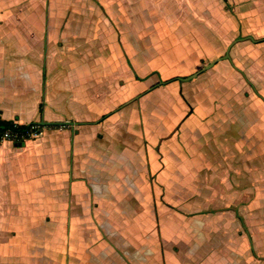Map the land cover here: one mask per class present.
I'll use <instances>...</instances> for the list:
<instances>
[{"label": "crops", "instance_id": "crops-1", "mask_svg": "<svg viewBox=\"0 0 264 264\" xmlns=\"http://www.w3.org/2000/svg\"><path fill=\"white\" fill-rule=\"evenodd\" d=\"M165 1L173 0H0V118L18 126L76 122L41 126L25 141L0 140V264H264L262 60L247 65L261 90L229 56L191 79L150 87L158 74L145 62L156 53L145 44L177 36L172 23L148 18L165 10ZM131 10L139 11L140 26L156 28L152 35L132 40L125 24ZM104 23L113 54L97 50ZM261 27L264 0H222V52L228 47L241 60L247 51L260 53ZM132 41L133 56L120 47ZM206 71L212 80L203 91L188 86L196 97L204 93L192 101L186 81ZM174 80L181 82L179 102L207 109L204 135L214 133L218 146L210 156L199 146L204 165L180 143L178 163L164 164L157 149L166 138H148L141 110L121 112ZM244 124L251 126L245 145ZM138 171L145 186L134 178Z\"/></svg>", "mask_w": 264, "mask_h": 264}, {"label": "rangeland", "instance_id": "rangeland-1", "mask_svg": "<svg viewBox=\"0 0 264 264\" xmlns=\"http://www.w3.org/2000/svg\"><path fill=\"white\" fill-rule=\"evenodd\" d=\"M204 1L205 5L207 6L209 4L208 7H210L205 11L202 9L204 7ZM174 2L181 5L178 10H175L178 6ZM162 4L165 10L152 12V16H150L151 14L150 12H148V18H153L152 21L157 22L159 26L163 25L164 23H172L175 27L173 26L171 30H174L173 33L177 35L175 39H179L180 36L182 39L188 40L177 44L174 42L175 39L171 37L172 39L167 40V43H159L157 45L155 44V46L154 43L151 42H147V44H145L147 46L146 51L147 49H150L156 54L160 53V57H162L160 59L162 61L160 62L158 57H156L158 55L155 54V56L151 54L149 55V53L147 54L148 58L145 62L146 65L152 67L153 69L150 70L156 71V74H158L155 76L152 75L153 81H151L150 87L159 84L161 80H167L166 78L170 79L181 76L186 77L194 74L204 67L208 66L212 62L216 61L217 59L225 57L226 54L230 52V50L228 51V47L226 48L225 52H222V41L219 42L218 40V36L221 35L219 34L218 24L222 25V0H173L170 2L165 1ZM140 13L142 14L143 12ZM91 14L92 12H89V10L85 11V16L89 15L90 17ZM128 15V17H125V24H128L126 28L127 31L130 28V31L132 32V40L135 39V35L140 34L143 36H150L154 33L153 30L156 28L150 30L145 29L143 26H140L139 11L131 10L129 11ZM209 20L212 24L211 26L206 25ZM50 23L54 24L52 20H50ZM214 23L215 25H213ZM104 24L105 25L100 26V30L98 31L100 42L98 43L97 50L102 52V48H105V51L111 54V47L113 46V44L108 41H111L112 37L108 36L110 29L106 26V23ZM49 28L52 31V28ZM259 30L263 33L264 27H261V29ZM94 33L95 32H93V40L98 39V37L94 35ZM122 34L123 32L120 35ZM253 36L260 37V34L254 33ZM163 37L167 38L166 33H164ZM262 37H264V35H262ZM147 39L150 40V37H147ZM120 47L122 48V51L130 52L131 56H133L132 54L138 50V44L133 41L130 46L120 43ZM259 47H261L259 48L261 50L260 53H257L255 51H247L244 54L245 56L242 60L234 57L233 54H229L228 56L232 64L235 65L234 67L240 68L245 74L248 81L261 90L262 85L259 79H257L256 76H253V74H251L247 69L248 63L256 60L257 58L262 60V66L264 67V44L259 45ZM253 54L254 56L252 57ZM222 62L223 61H220L218 63V67L222 68V66L227 65L226 63ZM132 66H134L135 69L139 71V64L136 60H132ZM139 74L141 73L139 72ZM131 80H133V76ZM211 80V73L209 71H206L202 72L198 77H196L193 80V83L186 81V83H188L186 88L184 87V89L186 90V95L192 101H198L199 99H202L204 93H198V96L196 97L195 94L188 91V86L192 84V86L194 85L193 87L196 88L197 92H200L203 91V86H208L207 83L209 84V82L207 81ZM179 84H181L179 80H174L168 84L161 85L159 89L142 95V98L139 102L138 100L132 102L131 106H126L122 109L123 111L121 110L124 116L132 114V110H141L142 117L144 118V131L152 142H156L157 144V140L159 141V138H166L163 144L157 149L158 151L160 150V153L164 154V158L167 160L163 161L164 164H167V162H169V158L173 159L172 161L174 164L178 163L180 154H178L179 150L177 144L179 143L181 144V146L184 145V148L181 152H187V154L195 156L196 162H199L201 159H203V156L199 155L200 145L203 149V152L207 151L208 153L206 155L209 156L211 151L215 150V146H218L217 140H215L212 136V134L214 133L204 135V122L202 115L207 111V109L203 107H194V110L187 103L186 106L185 104L179 102V99L175 94V90L178 89L177 95L179 96ZM139 90V88L135 91L132 90L130 92V95L133 96L135 94H138ZM164 91L170 94H167ZM261 91H263L262 93L264 94V89ZM204 105H206V103ZM190 110H192L193 112H189ZM189 114L192 116H187ZM212 120H215V117ZM211 123H213V121H211ZM241 129L244 130L245 135H248L251 126L250 124L247 126L244 124ZM253 135L257 136V132H253ZM200 136L203 137L200 138ZM205 137H210V139ZM249 138L250 134L247 138L242 139L243 145L249 142ZM197 140H199L198 143L195 142ZM206 141H209L210 143L207 144L208 146L204 147ZM238 141V143L241 142V140ZM211 159L214 161L217 160L216 156L212 157ZM199 165H204V161L201 160V163ZM172 170H176L175 165L172 166ZM172 174L174 175L173 178L175 179L176 172H173ZM134 178L136 182H138V184H140L141 186L146 185L143 171H138L137 174H134ZM117 207L122 211V205L117 204Z\"/></svg>", "mask_w": 264, "mask_h": 264}, {"label": "built area", "instance_id": "built-area-1", "mask_svg": "<svg viewBox=\"0 0 264 264\" xmlns=\"http://www.w3.org/2000/svg\"><path fill=\"white\" fill-rule=\"evenodd\" d=\"M41 133V126L37 123L30 125L25 131L7 129L0 135V140H27L31 138H36Z\"/></svg>", "mask_w": 264, "mask_h": 264}, {"label": "water", "instance_id": "water-1", "mask_svg": "<svg viewBox=\"0 0 264 264\" xmlns=\"http://www.w3.org/2000/svg\"><path fill=\"white\" fill-rule=\"evenodd\" d=\"M228 55H229V53H227L225 57L227 58ZM214 63H215V62H212L209 66L205 67L204 69H206V68L212 66ZM202 70H203V69H202ZM199 73H200V71L194 73L193 75H191V76H189V77H186V78L180 77L179 79H181V80H188V79H191L192 77L196 76V75L199 74ZM75 123H76V122H71V121H67V122H49V121H44V120L38 122V124H39L40 126H48V125H72V126H74Z\"/></svg>", "mask_w": 264, "mask_h": 264}, {"label": "trees", "instance_id": "trees-1", "mask_svg": "<svg viewBox=\"0 0 264 264\" xmlns=\"http://www.w3.org/2000/svg\"><path fill=\"white\" fill-rule=\"evenodd\" d=\"M34 123H31L29 125H15L13 122L4 121L0 118V135L7 129H13V130H19V131H25L30 125Z\"/></svg>", "mask_w": 264, "mask_h": 264}]
</instances>
